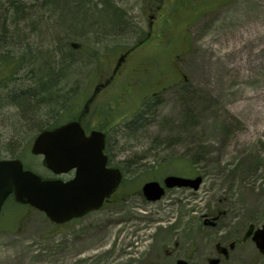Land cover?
<instances>
[{"label": "rangeland", "instance_id": "rangeland-1", "mask_svg": "<svg viewBox=\"0 0 264 264\" xmlns=\"http://www.w3.org/2000/svg\"><path fill=\"white\" fill-rule=\"evenodd\" d=\"M156 1L0 0V158L19 156L55 177L29 151L34 127L80 113L121 53L149 31ZM108 6L123 13L112 20ZM169 8L82 117L106 131L110 161L123 171L114 198L62 224L8 201L0 264H208L213 256L218 264H264L251 238L241 240L248 225L264 222V0ZM41 81L76 105L65 103L56 118L35 100L32 111L19 107L12 93ZM178 163L191 170L184 176L200 175L199 187L147 201L141 185L177 174ZM231 241L227 258L216 253L217 242Z\"/></svg>", "mask_w": 264, "mask_h": 264}, {"label": "water", "instance_id": "water-1", "mask_svg": "<svg viewBox=\"0 0 264 264\" xmlns=\"http://www.w3.org/2000/svg\"><path fill=\"white\" fill-rule=\"evenodd\" d=\"M104 134L91 131L85 135L77 121L71 120L52 129H44L34 137L30 151L42 156V164L55 174L74 170L68 180L41 178L35 172L24 169L19 159H0V209L9 194L23 204L42 211L54 223H63L98 209L114 192L122 173L117 167H107V156L103 153ZM200 176L193 178L167 175L162 179L143 183L141 190L149 201L159 199L165 188L174 186L197 189ZM252 240L264 256V224L253 231L250 225L244 234ZM232 246V244L230 245ZM219 253L225 249L216 244ZM217 258H209L208 264H217ZM175 264H187L177 259Z\"/></svg>", "mask_w": 264, "mask_h": 264}, {"label": "flooded vegetation", "instance_id": "flooded-vegetation-1", "mask_svg": "<svg viewBox=\"0 0 264 264\" xmlns=\"http://www.w3.org/2000/svg\"><path fill=\"white\" fill-rule=\"evenodd\" d=\"M156 1V0H155ZM224 2V0H222V3ZM172 4V0L171 1H166V0H157L155 2V4L153 3V5H150V7H148L149 9V12L147 14V18H148V21H147V24H148V28H149V31L146 32L143 36V38H141L139 41H137V44L129 49H127L126 51H124L122 53V55L118 58V60L116 61V63L114 64V66L112 67V70L110 72L111 75L108 76V78H104L102 82H99L96 86L93 87L92 91H91V94L90 96L85 100L84 102V113H82L81 116H79V119L80 121H82V117L83 115L85 114V111H87L88 109H90V104L93 100H95L96 96L99 94V92H101L106 86L109 85V83L112 81V78L115 74H118V71H119V68H120V65L122 64V62L128 58L130 55H133L134 53L138 52V50L141 48V50L143 49V46H141V43L144 41L145 37H152L153 38V35L152 33L154 32V30L156 29V27L160 26V24L162 23V20H163V16H164V12H165V8H166V5H171ZM158 35L160 33H157ZM149 74H153V71H149ZM17 101V100H16ZM81 125L85 131V134H88L90 131L92 130H101L105 133V146H104V152L106 153L107 157H108V166H112L114 164H112L111 161H109V158H111L112 154L109 153V150H108V142H107V134H106V131L102 128H99V127H87L85 126L82 122H81ZM73 175V172H70L68 174H66V178H69ZM116 193V192H115ZM115 193H113L107 200L106 202H109L111 201L114 196H115ZM244 234L245 232L243 233L242 237H241V240H246L247 238L243 239L244 238ZM232 244V246H230ZM221 245L224 249H225V252L226 254L224 253H219L217 248H216V245H215V251L218 255H221L223 258H227L228 257V251L230 249H233L234 248V245H235V241H231L228 243V246H225L224 244H219ZM214 258H217L219 261L218 263L220 262V257L218 256H213ZM208 259L207 258V262H208ZM217 263V264H218Z\"/></svg>", "mask_w": 264, "mask_h": 264}, {"label": "trees", "instance_id": "trees-1", "mask_svg": "<svg viewBox=\"0 0 264 264\" xmlns=\"http://www.w3.org/2000/svg\"><path fill=\"white\" fill-rule=\"evenodd\" d=\"M0 29H1V27H0ZM22 98H23L22 99L23 104L27 103V100L28 99L25 98V97H22ZM67 99L68 98L65 97V93H63L62 95L61 94H57V92L52 89L51 84H50V86L48 88H46V86H45L44 83L42 84V81H41L40 84H38L37 95H36L35 101H36L37 105L45 104L47 106V110H48L49 113H50V109H52V108L55 109L56 114L54 112L55 115L53 114L50 117L56 118L61 113V112L58 113V111H63V109L65 107V103H68L69 101H70V103H75L74 100L72 101L73 98H71L68 102H67ZM20 103H21V97H20V99L18 101H16V104L17 105H20ZM34 109L35 108L33 106H30V109L28 111H32ZM65 116H66V114H65V111H64V113L63 114H60L54 120L53 123H50L49 122V123H46V124H42V123H39L38 124V122H37V126H35L34 129L41 130V129H44V128H50V127L56 125L62 119H64ZM140 119H141L140 114L139 115H136L132 119L133 121H131L132 122L131 123L132 124L131 126L135 127L136 124H137V122ZM14 157L20 158L19 156H14ZM167 163H168V160H167ZM186 167H187V165H185V164H179V163L178 164H175V167H174L175 168V171H174V173L183 174V175L190 174L191 173V170L187 169Z\"/></svg>", "mask_w": 264, "mask_h": 264}, {"label": "bare ground", "instance_id": "bare-ground-1", "mask_svg": "<svg viewBox=\"0 0 264 264\" xmlns=\"http://www.w3.org/2000/svg\"><path fill=\"white\" fill-rule=\"evenodd\" d=\"M120 8L119 7H110V6H108L107 7V9H106V11H107V15H110V19H112V20H116V18H118L119 16H121V14L123 13V10L122 11H120L119 10ZM110 12V13H109ZM118 23H120L119 21H118ZM6 31V33H3L4 35L6 34V37H7V39H9V41H10V37L12 36L11 35V32L9 31V30H5ZM18 40V43H19V39H17ZM46 81V80H45ZM45 81H42V84L45 82ZM47 82H48V80H47ZM47 82H45V83H47ZM49 82H51L50 80H49ZM44 83V84H45ZM37 89H38V87H34V88H23V89H21V90H19L18 92L16 91V92H14V93H12L15 97H17V101L20 99V97H21V103H20V105H19V107H21V108H27V110H29L30 109V106H32V102L35 100V98H36V95H37ZM22 97H25V98H27L28 100H27V103H25V104H23V102H22ZM28 102H29V104H28ZM28 104V105H27ZM149 105V104H148ZM150 107V106H149ZM43 115V114H42ZM121 240L123 239V238H120Z\"/></svg>", "mask_w": 264, "mask_h": 264}]
</instances>
